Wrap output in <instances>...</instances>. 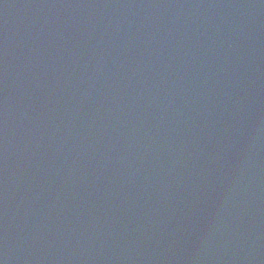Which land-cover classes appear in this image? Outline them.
Listing matches in <instances>:
<instances>
[{
	"label": "water",
	"instance_id": "obj_1",
	"mask_svg": "<svg viewBox=\"0 0 264 264\" xmlns=\"http://www.w3.org/2000/svg\"><path fill=\"white\" fill-rule=\"evenodd\" d=\"M0 264H264V0H0Z\"/></svg>",
	"mask_w": 264,
	"mask_h": 264
}]
</instances>
